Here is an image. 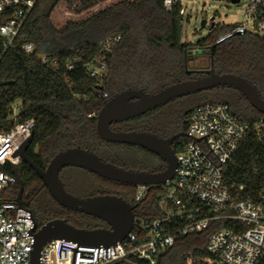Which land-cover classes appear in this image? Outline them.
Listing matches in <instances>:
<instances>
[{
    "label": "trees",
    "instance_id": "trees-1",
    "mask_svg": "<svg viewBox=\"0 0 264 264\" xmlns=\"http://www.w3.org/2000/svg\"><path fill=\"white\" fill-rule=\"evenodd\" d=\"M182 20L179 0L169 10L165 9L163 0H37L13 46L0 61V132L7 131L15 121L32 118V142L26 155L42 170L57 152L80 147L121 168L159 172L164 164L157 170L158 164L136 161L141 151L139 146L100 138L95 117L108 98L127 88L152 93L176 81L203 75L204 71L187 67L194 56L190 49L199 46L212 48L203 53L209 64L211 59L215 73L244 77L264 100V36L245 34L215 44L216 38L232 25L214 24L205 38L192 44L180 39ZM114 37L119 39L108 53L101 42ZM25 42L34 45L30 54L21 50ZM42 54L55 64L42 63ZM101 60L106 63L105 70L101 76L92 77L88 64ZM187 96L195 100V107L204 103H225L249 124L263 117L261 133L256 135L249 131L224 170L228 185H242L241 194L245 198L256 196L264 184V116L231 88L216 87ZM169 103L114 122L110 128L148 132L160 137L184 132L187 118L195 107L171 109ZM12 105L18 107L14 118L10 112ZM184 140V137L174 140V152ZM128 153L132 158L126 155ZM71 167L85 174L90 185L84 193L78 194L61 182L68 193L82 198L115 195L132 207L139 221L161 216L159 202L164 192L159 185L149 187L136 201L135 185L110 181L82 168ZM15 169L23 185L21 206L31 212L37 228L54 219H64L82 229L109 228L99 218L59 205L26 161L20 160ZM17 192L18 185L11 183L4 199L14 202ZM221 226H225L223 222L212 221L200 232L177 236L156 255L153 263L127 255L107 264H187L188 257L208 255L207 237ZM193 263L204 264L202 261Z\"/></svg>",
    "mask_w": 264,
    "mask_h": 264
},
{
    "label": "built area",
    "instance_id": "built-area-1",
    "mask_svg": "<svg viewBox=\"0 0 264 264\" xmlns=\"http://www.w3.org/2000/svg\"><path fill=\"white\" fill-rule=\"evenodd\" d=\"M176 0H163L169 10ZM180 1V0H179ZM231 1V0H230ZM244 19L220 34L215 44L245 34L264 36V0H246ZM37 0H0V61ZM240 5V0L231 2ZM211 29V28H210ZM119 37L101 42L110 53ZM21 50L30 54L34 45L25 42ZM209 50L193 46L191 55ZM44 64H55L44 54ZM106 63L88 64L92 77H99ZM106 93L103 96L106 97ZM14 118L18 107H11ZM263 117L249 124L235 115L225 103H204L196 106L187 118L186 142L175 152L174 174L159 186L163 195L159 202L161 216L138 221L126 236L114 245H86L54 239L40 250L39 264H107L127 255L153 263L156 255L170 246L179 235L200 232L212 221L225 226L214 229L207 237L206 257H188L187 264H264V184L254 197H243L242 185H228L224 180L226 165L235 156L249 131L261 133ZM32 118L15 121L0 132V264H30L33 238L31 213L16 201L4 199L13 181V170L21 157L16 154L32 134ZM148 186H136L135 200L144 196Z\"/></svg>",
    "mask_w": 264,
    "mask_h": 264
},
{
    "label": "water",
    "instance_id": "water-1",
    "mask_svg": "<svg viewBox=\"0 0 264 264\" xmlns=\"http://www.w3.org/2000/svg\"><path fill=\"white\" fill-rule=\"evenodd\" d=\"M237 0H231L236 2ZM214 16L210 18L209 28L214 26ZM206 25L200 21L199 28ZM212 48L206 50L210 52ZM211 56V54L209 55ZM203 75L191 79L176 81L155 92L147 93L142 89L127 88L121 90L104 101L96 114V131L104 141L118 144L134 145L144 148L160 156L166 164L160 172H147L125 169L103 161L95 153L80 147L67 148L57 152L48 162L44 170L38 168L26 155L32 142V134L17 150L16 154L26 161L41 177L51 197L62 207L72 211L99 218L109 228L82 229L75 227L64 219H54L37 228L33 215L30 233L33 238L30 252V264H39L38 258L42 246L54 239H64L86 245H114L122 240L139 220L135 218L132 207L115 195H94L86 198L74 196L63 187L59 172L65 167H79L97 176L119 183L135 186H156L170 180L174 174L175 152L171 142L186 135L179 132L168 138L142 131H117L110 125L114 122L127 120L176 98L216 87H227L238 91L247 102L264 116V100L253 84L240 75L233 73H215L210 59L209 68ZM13 181L18 185L15 201L21 206L20 197L23 190L22 181L13 167ZM31 213V212H30Z\"/></svg>",
    "mask_w": 264,
    "mask_h": 264
},
{
    "label": "rangeland",
    "instance_id": "rangeland-1",
    "mask_svg": "<svg viewBox=\"0 0 264 264\" xmlns=\"http://www.w3.org/2000/svg\"><path fill=\"white\" fill-rule=\"evenodd\" d=\"M183 8V20L181 22V36L182 42L194 44L197 40L205 38L210 33V18L214 16V23L219 25H236L243 21L244 10L247 1L240 0V5L231 3L230 0H180ZM206 20L204 28L200 29V21ZM209 65L208 57L201 50L190 58L187 63L189 70H207ZM171 109L185 108L187 106L195 107V100L192 97L183 96L176 98L169 103ZM14 107H16L14 105ZM187 140L182 141L177 146L184 144ZM129 157L130 153L126 154ZM71 170V169H70ZM70 177L69 187L78 194H82L90 185L89 180L85 174L77 170L66 172Z\"/></svg>",
    "mask_w": 264,
    "mask_h": 264
},
{
    "label": "flooded vegetation",
    "instance_id": "flooded-vegetation-1",
    "mask_svg": "<svg viewBox=\"0 0 264 264\" xmlns=\"http://www.w3.org/2000/svg\"><path fill=\"white\" fill-rule=\"evenodd\" d=\"M175 134H177V133H174V134H171V135H168V136H166V137H161V138H168V137H170V136H173V135H175ZM160 137V136H159ZM174 142V140L171 142V148H172V143ZM140 149H141V151L139 152V156L137 157V160L136 161H138L139 163H142V162H150V163H152V164H158V168H157V170H159L160 169V167L164 164V167L163 168H161V170L160 171H162V170H164L165 169V167H166V164H165V161L160 157V156H158V155H156L155 153H150L149 151H147L146 149H144V148H141L140 147ZM146 150V151H145ZM72 167H65V168H63L60 172H59V178H60V180H61V182L62 183H66V184H68L69 183V179H70V177H68L67 176V174H66V172H70ZM159 171V172H160ZM69 185V184H68ZM22 194V193H21Z\"/></svg>",
    "mask_w": 264,
    "mask_h": 264
}]
</instances>
